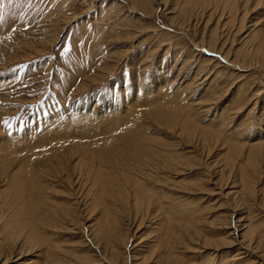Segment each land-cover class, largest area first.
Segmentation results:
<instances>
[{
    "label": "rangeland",
    "instance_id": "1",
    "mask_svg": "<svg viewBox=\"0 0 264 264\" xmlns=\"http://www.w3.org/2000/svg\"><path fill=\"white\" fill-rule=\"evenodd\" d=\"M0 264H264V0H0Z\"/></svg>",
    "mask_w": 264,
    "mask_h": 264
},
{
    "label": "bare ground",
    "instance_id": "2",
    "mask_svg": "<svg viewBox=\"0 0 264 264\" xmlns=\"http://www.w3.org/2000/svg\"><path fill=\"white\" fill-rule=\"evenodd\" d=\"M246 36V35H245ZM247 236H248V238H249V241H251L253 238H252V234L248 231V233H247ZM249 245H250V243H249ZM246 251H244V253H245Z\"/></svg>",
    "mask_w": 264,
    "mask_h": 264
}]
</instances>
